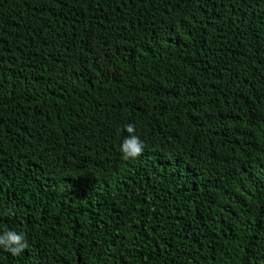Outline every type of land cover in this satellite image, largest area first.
Masks as SVG:
<instances>
[{"label":"trees","instance_id":"trees-1","mask_svg":"<svg viewBox=\"0 0 264 264\" xmlns=\"http://www.w3.org/2000/svg\"><path fill=\"white\" fill-rule=\"evenodd\" d=\"M9 229L0 264H264V0H0Z\"/></svg>","mask_w":264,"mask_h":264},{"label":"clouds","instance_id":"clouds-1","mask_svg":"<svg viewBox=\"0 0 264 264\" xmlns=\"http://www.w3.org/2000/svg\"><path fill=\"white\" fill-rule=\"evenodd\" d=\"M124 130L128 135L121 140L119 152L124 160L135 159L143 152L144 143L135 134L136 130L133 124H126ZM26 244L25 233L22 231L9 229L0 232V249L7 251L12 256L19 255L25 249Z\"/></svg>","mask_w":264,"mask_h":264}]
</instances>
